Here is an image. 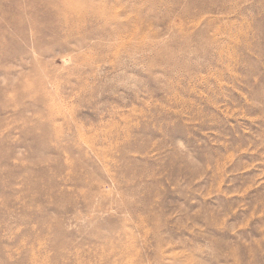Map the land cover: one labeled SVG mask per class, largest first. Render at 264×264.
<instances>
[{"label":"rangeland","instance_id":"obj_1","mask_svg":"<svg viewBox=\"0 0 264 264\" xmlns=\"http://www.w3.org/2000/svg\"><path fill=\"white\" fill-rule=\"evenodd\" d=\"M0 264H264V0H0Z\"/></svg>","mask_w":264,"mask_h":264}]
</instances>
